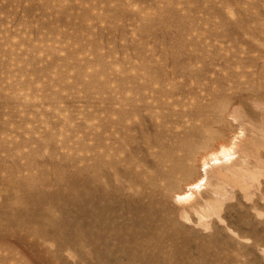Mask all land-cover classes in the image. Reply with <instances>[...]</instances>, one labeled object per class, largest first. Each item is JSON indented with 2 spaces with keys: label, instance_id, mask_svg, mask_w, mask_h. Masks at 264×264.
<instances>
[{
  "label": "rangeland",
  "instance_id": "1",
  "mask_svg": "<svg viewBox=\"0 0 264 264\" xmlns=\"http://www.w3.org/2000/svg\"><path fill=\"white\" fill-rule=\"evenodd\" d=\"M214 97L259 181L167 198L161 147ZM263 97L264 0H0V264H264Z\"/></svg>",
  "mask_w": 264,
  "mask_h": 264
},
{
  "label": "bare ground",
  "instance_id": "2",
  "mask_svg": "<svg viewBox=\"0 0 264 264\" xmlns=\"http://www.w3.org/2000/svg\"><path fill=\"white\" fill-rule=\"evenodd\" d=\"M207 66H208V64H207ZM222 97H223V95H222ZM222 97H221V99H216V97H214L211 100L212 101L211 103L204 104V105H201L199 107L193 108L191 111L186 113L185 117H187L186 118L187 121L190 122V127L185 130L183 135L178 136L175 139V141H173V144L168 145V146H163L162 145L161 150L159 152V167H158V171H157V176L159 177V179L162 182L170 184V183H173L176 180V177H178L179 174H182V175H185V176L183 178L182 177L181 178L184 179L186 177L185 179L187 180L186 184H181V183L179 184V185H184V186H179L177 189L175 187L174 191L168 192V194L166 195L167 198L172 197L175 200H177L179 202L180 201L182 202V201L189 200L190 198H192L195 195V193H200L201 192L200 194H197L198 196H196V197H198L196 199H199L200 198L199 195L200 196L203 195V190L202 189H204V187H207L209 185L207 183L208 185L205 186L206 182H208L207 179L209 180V176L207 175V173H208V171H211L210 167H212V168H214V167L216 168L217 167V169L214 168L215 172H216V181L215 182H217V183L219 182V180H222V178L224 179V176L226 178V175H225L226 172H224V171H231L232 175H234L237 178H239L238 181H239V183L241 184V186L244 189H247L252 182L254 183V182L259 181V176H261L262 172L261 171H256V170L254 171V170H252L250 168V166H248V162H250L248 160V158L251 156L250 154H252L251 153V144L249 142H247V141H246L247 143L244 142V144L243 143H239V142H243V140H239L240 138H242V137H240L241 135H243V137H244V134H242L243 131L239 132V134H237L235 132V134L233 136H231L230 134L233 133V131H232V133L229 134L231 136L230 138H227L225 136L226 135V133H225L226 132L225 131L226 128L225 127H226L227 124L231 123L232 121H237V122H239L240 125H246L247 124L246 123L247 122V120H246L247 118L245 119V116L243 117V115L241 114L242 112L241 111L239 112L240 109L238 107H235V105L238 102L236 104L234 103L235 105L233 106V105H230V104H233L231 100H228L226 102V101H224L222 99ZM224 99H225V97H224ZM233 99H235V97ZM263 100H264V97H263ZM230 101H231V103H229ZM209 106H211V107H209ZM258 106L259 105H257V108H258ZM208 111H213L214 112V118L211 117L210 112H208ZM175 121H177V120H175ZM189 122H188V124H189ZM183 123H185V121ZM183 123H182V125H183ZM174 124L175 123H173V125ZM176 125H178V124H176ZM176 125H174V126H176ZM246 126H248V125H246ZM238 130H237V132H238ZM179 131H180V129H179ZM239 151H240V154L241 153L242 154L239 157H237L239 155V153H238ZM236 153H238V154L236 155ZM95 155H93V156H95ZM96 157L97 156H95V158ZM95 162H97V161H95ZM251 165L254 166L253 164H251ZM255 166H256V164H255ZM252 168H254V167H252ZM92 169H93V167H92ZM224 169H226V170H224ZM227 173L229 174V172H227ZM154 174H156V173H154ZM155 177H156V175H155ZM229 177L232 178L231 174L228 175V178ZM91 179H92V177H91ZM93 179H94V181H96L95 179H97V177L93 176ZM226 179H224V180H226ZM186 180H184L183 182L185 183ZM181 181H179V182H181ZM231 181H234V180H231ZM212 182L213 181H211V183H210V181H209L210 184H212ZM94 183H92V184L94 185ZM218 184H220V183H218ZM176 185H177V183H176ZM223 185L226 186V184H222V186ZM229 185H230V183H229ZM254 185H255V183H254ZM103 186H102V188H103ZM171 187H172V185H171ZM251 187H249V188H251ZM215 188H217V187H215ZM95 189H97V188H95ZM95 189H93L94 192L97 191ZM211 189L209 190L210 192H211ZM103 191H105V189ZM100 192H101V190H100ZM166 192H167V190H166ZM166 192H165V194H166ZM226 192H228V191H226ZM101 195H103V194L100 193V196ZM150 195H152V194H150ZM100 196L98 197V199L100 198ZM93 197L95 198L97 196L93 195ZM101 197L105 198L104 196H101ZM202 197L204 198V195ZM210 197H211V195H210ZM144 198H145V196H144ZM160 199H161V197H160ZM196 199L194 198L193 200L196 201ZM212 199H215V198H212ZM201 200H200V202H201ZM99 201H101V200H99ZM151 201L152 200L149 201V197H148V204ZM131 202H133V203H131V205L136 203V202H134V200L131 201ZM165 202H166V200H165ZM175 202L176 201H174V203ZM166 203H164V204H166ZM191 204H193V202ZM191 204H190L189 209L193 208V207H191ZM197 204L199 205V203H196L195 207L197 206ZM200 205H201V203H200ZM209 205H210V203H209ZM149 206H151V205H149ZM149 206H147L148 207L147 210L150 209ZM199 206H197V207H199ZM212 206L213 205H211V208H212ZM207 207H209V206H207ZM207 207H205V208H207ZM135 208H137V207H135ZM169 208L172 209V207H169ZM187 208H188V205H187ZM183 209L185 210L184 207H183ZM198 209H200V207ZM128 210H129V208L127 209V211ZM137 210L139 211V208ZM151 210H149V211L151 212ZM196 211L197 210H195V212ZM153 212L154 211H152L151 213H153ZM158 212H159V210H158ZM160 212H162V211H160ZM196 213H198V212H196ZM132 214H133V212H132ZM161 214H163V213H161ZM164 214L166 215V213H164ZM130 216H132V215H130ZM147 216H148V214H147ZM151 216H152V214H151ZM132 218H134V217H132ZM145 220H146V218H145ZM149 220H150V218L148 219V221ZM150 221H151V224L154 225L153 227H155L156 225L154 223H152V220H150ZM150 221H149V223H147V221H146V223L150 224ZM206 221H208V220H206ZM103 225L106 226L105 224H103V221H102V226Z\"/></svg>",
  "mask_w": 264,
  "mask_h": 264
}]
</instances>
